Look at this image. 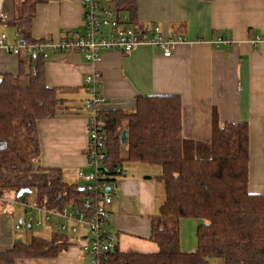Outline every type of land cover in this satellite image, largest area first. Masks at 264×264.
Returning <instances> with one entry per match:
<instances>
[{"label": "crops", "instance_id": "crops-1", "mask_svg": "<svg viewBox=\"0 0 264 264\" xmlns=\"http://www.w3.org/2000/svg\"><path fill=\"white\" fill-rule=\"evenodd\" d=\"M114 1L116 6L123 3ZM120 16L126 17L124 23L128 26H157L182 41L173 46L169 57L156 47L142 45L127 54L103 53L93 65L76 53L50 54L42 66L44 81L48 87L61 90L58 98L62 105L53 118L37 122L38 167L58 169L63 182L82 188L78 173L89 171L85 156L89 112L83 108L88 99L84 80L96 69L100 73L96 92L103 99L102 110L131 111L136 98L142 96L176 97L181 103V135L201 142L210 140L213 113L220 126L245 123L248 191L264 192V0H134L131 11L122 8ZM82 22V0H49L36 7L31 36L59 41L81 35ZM5 30L12 33L6 35L7 43L14 44L13 29L0 26V33ZM219 36H228L231 44L216 47L213 41ZM256 36L260 41L252 43L250 39ZM21 56L0 51V76L16 74ZM125 152L122 146L123 157ZM125 165L122 163L125 175L112 184L107 231L115 237L120 252L155 253L158 248L149 234L150 219L163 202V187L155 179L160 168ZM9 213L5 204L0 212V251L33 237L24 242L13 240ZM195 226L194 222L189 248L182 247L180 227L181 249H195ZM84 235V229L70 239L52 233L51 238L41 239L66 240L63 252L55 258L18 259L15 264H89V257L81 251L80 238Z\"/></svg>", "mask_w": 264, "mask_h": 264}, {"label": "trees", "instance_id": "trees-1", "mask_svg": "<svg viewBox=\"0 0 264 264\" xmlns=\"http://www.w3.org/2000/svg\"><path fill=\"white\" fill-rule=\"evenodd\" d=\"M49 0H5L9 20L6 24L25 43L46 38L31 36L30 26L36 7ZM134 0L118 6L131 11ZM116 6V7H117ZM122 7V8H121ZM40 56H21L16 74L0 76V212L6 193L14 201L46 210H61L78 203L82 189L63 182L58 169L38 167L40 156L37 122L53 118L62 101L60 89L48 87ZM106 136V167L109 185L115 181L114 169L129 163L158 166L155 178L163 187V202L150 219L149 239L157 245L155 253L107 254L101 264H264V192L248 191V130L245 123H218L212 115L209 141L186 139L181 135V103L176 97H138L131 111L99 109ZM127 132L125 154L119 139ZM21 189H30L16 198ZM193 220V251L180 248L181 221ZM66 240L32 237L27 243H14L0 251V264L18 259L55 258L63 252Z\"/></svg>", "mask_w": 264, "mask_h": 264}, {"label": "built area", "instance_id": "built-area-1", "mask_svg": "<svg viewBox=\"0 0 264 264\" xmlns=\"http://www.w3.org/2000/svg\"><path fill=\"white\" fill-rule=\"evenodd\" d=\"M0 0V26H5L9 20L5 12L4 2ZM83 32L63 37L59 41L43 40L28 44L15 34L14 44L7 43L5 33H0V51L5 54L19 56H40L44 61L50 54L76 53L82 56L85 63L93 65L100 61L103 53L117 51L127 54L137 46L158 48L163 56L171 55L173 46L182 41L181 37L169 36L157 26L138 28L128 26L125 16H119L114 0H82ZM126 25V26H125ZM258 43L260 37L250 39ZM213 43L216 47L230 45L228 36H219ZM85 89L88 99L83 102V108L89 112L87 119V146L85 149L87 173L79 172L82 182L83 198L78 203H69L61 210H46L28 206V221L36 226L49 223L52 218L59 219V229L63 233L76 236L84 229L86 235L81 236V251L90 259L89 264H101L107 254L115 250V237L107 231L108 208L112 204L111 193L106 192L109 185V169L106 167L107 155L104 124L99 115L103 99L96 93L100 85V73L92 69L87 73ZM116 178L124 176L122 166L114 169ZM115 178V179H116ZM24 203V202H22ZM33 211L41 214L34 219Z\"/></svg>", "mask_w": 264, "mask_h": 264}, {"label": "rangeland", "instance_id": "rangeland-1", "mask_svg": "<svg viewBox=\"0 0 264 264\" xmlns=\"http://www.w3.org/2000/svg\"><path fill=\"white\" fill-rule=\"evenodd\" d=\"M6 35H11V30H5ZM123 156V153H122ZM123 164H126L128 166L130 163L128 161H123ZM134 164V163H132ZM33 193L28 195L27 201H29V198L33 197ZM6 198L10 201L9 203L7 202ZM26 202V201H25ZM21 203V202H16L14 201V196L13 194L6 193L3 199V204L5 203L8 205L9 211L11 214V229L10 233L12 234V238L15 241L18 242H24L28 241L32 236L33 237H40V238H45L49 239L51 238V234L54 233L55 237L56 236H61L66 235L69 239L71 236L68 233H63L59 229L60 225V220L59 219H54L52 218L49 223H44L41 226H36L34 223H30L28 221V212L29 210L28 203ZM5 204L1 206L2 209H5ZM4 206V207H3ZM33 217L34 219H39L41 218V214L33 211ZM21 219L22 225L20 228H16V225L18 224V220ZM193 220H186V221H181L180 227H181V240L183 242L182 247L189 248L190 242L193 240V228L192 225H194ZM196 223V222H195ZM29 227V228H28ZM62 233V234H61ZM219 259H212L211 261H218ZM210 261V264H211Z\"/></svg>", "mask_w": 264, "mask_h": 264}, {"label": "water", "instance_id": "water-1", "mask_svg": "<svg viewBox=\"0 0 264 264\" xmlns=\"http://www.w3.org/2000/svg\"><path fill=\"white\" fill-rule=\"evenodd\" d=\"M126 141H127V132L126 131H123L121 136H120V139H119V142H120V145L121 146H125L126 144ZM7 147V142L6 141H0V151L2 150H5ZM111 188H106V192H110ZM30 193V189H21L19 190V192L16 194V198H20L22 197L23 195L25 194H29ZM18 224L16 225V228H20L21 225H22V222H21V219L18 220L17 222ZM29 228V227H28Z\"/></svg>", "mask_w": 264, "mask_h": 264}, {"label": "bare ground", "instance_id": "bare-ground-1", "mask_svg": "<svg viewBox=\"0 0 264 264\" xmlns=\"http://www.w3.org/2000/svg\"><path fill=\"white\" fill-rule=\"evenodd\" d=\"M97 93V92H96ZM105 154H106V152H105ZM82 189V188H81ZM108 193H111V190H110V192H108Z\"/></svg>", "mask_w": 264, "mask_h": 264}]
</instances>
